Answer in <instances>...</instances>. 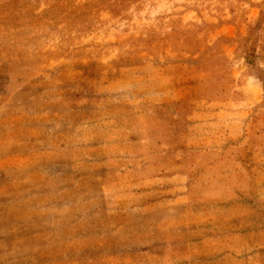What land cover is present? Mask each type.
<instances>
[{
  "label": "rangeland",
  "instance_id": "rangeland-1",
  "mask_svg": "<svg viewBox=\"0 0 264 264\" xmlns=\"http://www.w3.org/2000/svg\"><path fill=\"white\" fill-rule=\"evenodd\" d=\"M0 264H264V0H0Z\"/></svg>",
  "mask_w": 264,
  "mask_h": 264
}]
</instances>
